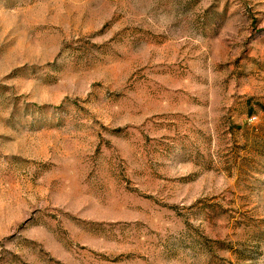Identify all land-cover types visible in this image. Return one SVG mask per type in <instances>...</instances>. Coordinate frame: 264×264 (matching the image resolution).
<instances>
[{"label": "rangeland", "instance_id": "1", "mask_svg": "<svg viewBox=\"0 0 264 264\" xmlns=\"http://www.w3.org/2000/svg\"><path fill=\"white\" fill-rule=\"evenodd\" d=\"M0 264H264V0H0Z\"/></svg>", "mask_w": 264, "mask_h": 264}]
</instances>
